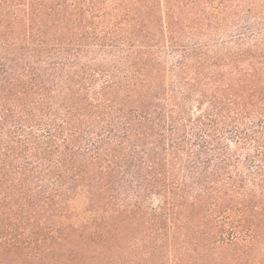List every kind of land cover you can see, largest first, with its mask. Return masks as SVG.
I'll return each mask as SVG.
<instances>
[{"label": "trees", "instance_id": "trees-1", "mask_svg": "<svg viewBox=\"0 0 264 264\" xmlns=\"http://www.w3.org/2000/svg\"><path fill=\"white\" fill-rule=\"evenodd\" d=\"M0 264H264V0H0Z\"/></svg>", "mask_w": 264, "mask_h": 264}]
</instances>
